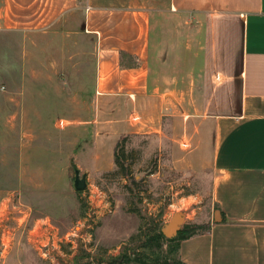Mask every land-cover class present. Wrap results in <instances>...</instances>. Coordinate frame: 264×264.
Instances as JSON below:
<instances>
[{
  "label": "crops",
  "instance_id": "0c3cea01",
  "mask_svg": "<svg viewBox=\"0 0 264 264\" xmlns=\"http://www.w3.org/2000/svg\"><path fill=\"white\" fill-rule=\"evenodd\" d=\"M59 30L95 41L87 178L116 168L124 136L169 124L174 166L210 170L223 215L180 258L264 264V0H0V39L24 55Z\"/></svg>",
  "mask_w": 264,
  "mask_h": 264
},
{
  "label": "rangeland",
  "instance_id": "374dc122",
  "mask_svg": "<svg viewBox=\"0 0 264 264\" xmlns=\"http://www.w3.org/2000/svg\"><path fill=\"white\" fill-rule=\"evenodd\" d=\"M66 35L27 40L26 55L17 38L0 39V264L156 257L150 238L177 213L181 229L208 230L223 216L211 172L174 166L169 124L160 135L127 137L125 175L102 172L76 189V171H94L81 154L96 138L95 41Z\"/></svg>",
  "mask_w": 264,
  "mask_h": 264
},
{
  "label": "trees",
  "instance_id": "16d2710c",
  "mask_svg": "<svg viewBox=\"0 0 264 264\" xmlns=\"http://www.w3.org/2000/svg\"><path fill=\"white\" fill-rule=\"evenodd\" d=\"M128 136H124L121 138L115 148V163L116 168L112 170L111 174H115L117 172L125 175L126 166L122 160H124V156L122 158L120 154V148L124 144V141ZM225 221V218H224ZM202 226H188L187 228L181 229L179 233L171 238L166 239L164 234L159 230L156 234L152 235L150 241H155L158 245L157 256L151 255L150 253H134L128 254L127 251H124L120 256L110 258L107 260L108 263L111 264H188L184 262L180 258V247L181 242L185 239H188L194 235L203 233L205 229H202ZM150 237V236H149ZM165 241V242H163ZM148 243V244H147ZM145 243L143 246L148 247L150 242ZM165 245H167L165 249ZM104 262V261H103Z\"/></svg>",
  "mask_w": 264,
  "mask_h": 264
},
{
  "label": "water",
  "instance_id": "95a60500",
  "mask_svg": "<svg viewBox=\"0 0 264 264\" xmlns=\"http://www.w3.org/2000/svg\"><path fill=\"white\" fill-rule=\"evenodd\" d=\"M75 187L78 190H84L87 187V175L80 176V172L76 171ZM183 220L182 215L176 214L173 220L166 224L163 228V234L169 238L174 237L181 230V222Z\"/></svg>",
  "mask_w": 264,
  "mask_h": 264
}]
</instances>
